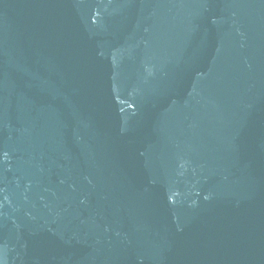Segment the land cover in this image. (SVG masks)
Returning <instances> with one entry per match:
<instances>
[{
    "label": "water",
    "instance_id": "obj_1",
    "mask_svg": "<svg viewBox=\"0 0 264 264\" xmlns=\"http://www.w3.org/2000/svg\"><path fill=\"white\" fill-rule=\"evenodd\" d=\"M0 264H264V0H0Z\"/></svg>",
    "mask_w": 264,
    "mask_h": 264
}]
</instances>
